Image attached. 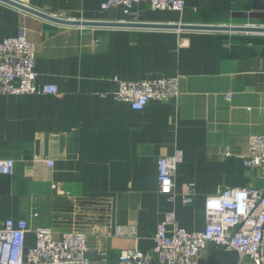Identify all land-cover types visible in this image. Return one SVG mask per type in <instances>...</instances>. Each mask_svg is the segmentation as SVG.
<instances>
[{
  "label": "crops",
  "instance_id": "1",
  "mask_svg": "<svg viewBox=\"0 0 264 264\" xmlns=\"http://www.w3.org/2000/svg\"><path fill=\"white\" fill-rule=\"evenodd\" d=\"M12 1L71 21L130 19L97 0ZM184 6L152 10L140 2L131 20L264 27V0ZM20 29L35 47L36 84L57 93L0 95V158L14 160L13 174L0 175V225L26 218L56 236L83 230L90 264H120L122 249L152 250L166 211L182 228L201 230L207 196L264 187L259 170L242 161L250 137L264 133V33L61 24L0 0V40ZM170 76L180 79L179 95L142 110L111 96L117 81ZM174 153L182 160L171 203L158 192L157 161ZM33 244L30 232L26 246Z\"/></svg>",
  "mask_w": 264,
  "mask_h": 264
},
{
  "label": "built area",
  "instance_id": "2",
  "mask_svg": "<svg viewBox=\"0 0 264 264\" xmlns=\"http://www.w3.org/2000/svg\"><path fill=\"white\" fill-rule=\"evenodd\" d=\"M101 10L119 7L130 19L134 5L148 3L152 10L184 11V0H97ZM35 47L24 29L13 37L0 40V95L55 94L53 84L38 85L35 82ZM178 76L153 77L140 81H117L111 96L127 103L133 110H142L150 101H167L179 95ZM227 97V96H226ZM228 98V97H227ZM229 155V153H226ZM180 153L162 156L157 161L158 192L168 202H173L174 173L181 162ZM245 167L258 169L264 180V133L252 135L247 153L242 157ZM52 166V161H47ZM14 160L0 158V175H12ZM167 182V183H165ZM193 184L183 185L182 200L192 201ZM246 193L245 211L236 210L233 191ZM219 200L221 211L209 212L207 203ZM232 200V203H226ZM206 224L201 230L182 228L174 211H166L158 223L151 251L137 247L122 249L118 254L120 264H200L207 255L224 248L235 250L239 263L264 264V187L252 185L228 187L217 195L207 196L204 203ZM31 213V220L38 218ZM121 235L127 231L117 230ZM34 236V244L26 246L28 233ZM130 236L132 231L128 232ZM87 234L83 230L65 231L56 236L46 225L31 224L29 219L6 218L0 225V264H90L87 256Z\"/></svg>",
  "mask_w": 264,
  "mask_h": 264
},
{
  "label": "water",
  "instance_id": "3",
  "mask_svg": "<svg viewBox=\"0 0 264 264\" xmlns=\"http://www.w3.org/2000/svg\"><path fill=\"white\" fill-rule=\"evenodd\" d=\"M7 4L14 7L32 13L41 18L47 19L52 22L61 24H74V25H98L106 24L110 26H123V27H142V28H174L180 30H211V31H230V32H255L264 33V27L256 26H238V25H205V24H181V25H166V24H151V23H141V22H115V23H96L88 21H71L68 19H61L54 17L52 15L46 14L39 10L33 9L31 7L22 5L18 2L12 0H1ZM239 256L235 250H226L224 248L215 249L211 251L205 260L201 261L200 264H238Z\"/></svg>",
  "mask_w": 264,
  "mask_h": 264
},
{
  "label": "clouds",
  "instance_id": "4",
  "mask_svg": "<svg viewBox=\"0 0 264 264\" xmlns=\"http://www.w3.org/2000/svg\"><path fill=\"white\" fill-rule=\"evenodd\" d=\"M246 193L242 192L240 190H234L233 191V197L235 200V205H236V210L240 213H244L245 211V204H244V199H245ZM226 203H232V200H226ZM222 204L219 200L217 201H210L207 203V210L211 212L215 211H221L222 210Z\"/></svg>",
  "mask_w": 264,
  "mask_h": 264
},
{
  "label": "rangeland",
  "instance_id": "5",
  "mask_svg": "<svg viewBox=\"0 0 264 264\" xmlns=\"http://www.w3.org/2000/svg\"><path fill=\"white\" fill-rule=\"evenodd\" d=\"M247 262H248L247 260H243V262H242V263H243V264H245V263H247Z\"/></svg>",
  "mask_w": 264,
  "mask_h": 264
},
{
  "label": "snow or ice",
  "instance_id": "6",
  "mask_svg": "<svg viewBox=\"0 0 264 264\" xmlns=\"http://www.w3.org/2000/svg\"><path fill=\"white\" fill-rule=\"evenodd\" d=\"M165 183H167V182H165Z\"/></svg>",
  "mask_w": 264,
  "mask_h": 264
}]
</instances>
